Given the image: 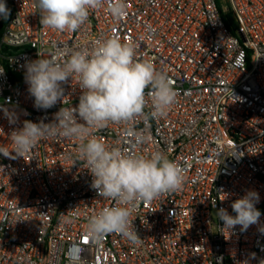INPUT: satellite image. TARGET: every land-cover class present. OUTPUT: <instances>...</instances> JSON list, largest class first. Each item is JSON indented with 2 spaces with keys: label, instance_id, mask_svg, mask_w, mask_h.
I'll return each mask as SVG.
<instances>
[{
  "label": "built area",
  "instance_id": "obj_1",
  "mask_svg": "<svg viewBox=\"0 0 264 264\" xmlns=\"http://www.w3.org/2000/svg\"><path fill=\"white\" fill-rule=\"evenodd\" d=\"M125 0L92 9L74 32L40 23L37 0H5L0 19V264H260L264 260V0ZM130 43L138 61L169 77L176 102L162 117H137L91 129V136L125 155L164 152L183 169V187L141 203L131 219L141 243L119 233L94 239L89 218L114 201L98 196L79 158V141L40 140L17 156L11 132L24 120L52 122L75 107L76 77L64 103L37 110L25 64L63 48L88 49L110 37ZM147 99L145 113L152 111ZM4 109L15 113L10 123ZM145 130L146 143L134 132ZM259 193L260 224L223 227L216 211L246 191ZM255 254L252 258L251 254Z\"/></svg>",
  "mask_w": 264,
  "mask_h": 264
},
{
  "label": "clouds",
  "instance_id": "obj_2",
  "mask_svg": "<svg viewBox=\"0 0 264 264\" xmlns=\"http://www.w3.org/2000/svg\"><path fill=\"white\" fill-rule=\"evenodd\" d=\"M104 3L105 0H37V7L43 27L74 32L87 21L90 10ZM108 10L116 18L121 17L126 12L125 0L111 2ZM10 14L5 0H0V19H8ZM37 54L38 59L24 66L28 92L37 110L50 109L58 102L63 104L64 85L73 77L81 95L78 105L61 107L53 114L52 122L24 120L22 127L10 135L14 152L23 157L40 140L56 136L79 141V158L85 161L92 176L90 187L98 196L115 202L89 218L88 233L97 240L119 233L133 245L141 243L131 219L133 212L141 203L180 190L185 179L183 169L162 151L149 156L125 155L119 148H109L92 137L90 130L104 128L109 123L127 124L137 117L164 116L177 97L169 77L153 63L138 61L134 46L114 36L97 41L91 50L63 48L47 55ZM146 98L151 99L150 113L144 111ZM4 113L10 123L16 122L15 113L8 109ZM133 136L137 146L148 140L145 130L134 132ZM259 199L258 192L248 190L231 204L234 216L219 208L216 214L223 222L222 228L231 232L240 226L243 232L259 225L261 212L256 207ZM259 231L264 233V226ZM251 256L255 258L254 253Z\"/></svg>",
  "mask_w": 264,
  "mask_h": 264
},
{
  "label": "rangeland",
  "instance_id": "obj_3",
  "mask_svg": "<svg viewBox=\"0 0 264 264\" xmlns=\"http://www.w3.org/2000/svg\"><path fill=\"white\" fill-rule=\"evenodd\" d=\"M216 1L219 8L227 6V3L224 0H216Z\"/></svg>",
  "mask_w": 264,
  "mask_h": 264
}]
</instances>
